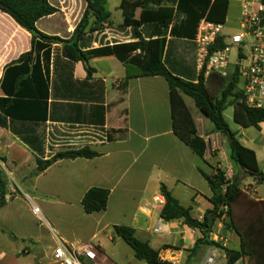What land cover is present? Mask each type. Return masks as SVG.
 Returning <instances> with one entry per match:
<instances>
[{
	"label": "crops",
	"instance_id": "0c3cea01",
	"mask_svg": "<svg viewBox=\"0 0 264 264\" xmlns=\"http://www.w3.org/2000/svg\"><path fill=\"white\" fill-rule=\"evenodd\" d=\"M106 1L111 25L87 34L80 48L136 42L140 37L164 38L167 68L187 81H198L201 69L195 37L173 34V23L165 27L148 22L137 30L124 26V0ZM174 1V22L179 23L186 14L177 10L180 0ZM196 1L199 13H207L214 2ZM48 2L57 12L41 18L38 30L69 40L85 15V0ZM228 2L225 32L231 35L240 29L243 0ZM141 13L138 8L137 20ZM93 20L90 16L89 21ZM36 42L37 48L32 35L0 10V98L5 99L0 113L7 118V126L0 128V168L7 182L5 203L0 207V264H49L60 241L93 243L98 264H145L116 236V226L134 229L138 239L172 264H206L212 254L217 256V264H227L222 249L206 244L196 247L204 231L181 220L166 221L164 207L154 205L163 185L181 206L191 209L193 218L203 222L213 210V193L201 171L211 174L220 168L234 182L237 170L230 150L225 153L224 136L208 126L207 111L194 103L198 110L193 113L188 96L171 90L164 77L140 76L134 62L139 51L126 64L113 56L92 59L87 64L93 69L89 75L85 63L63 55L62 43ZM31 51L30 60H19ZM204 78L211 99H220L229 80L215 72ZM193 130L207 144L204 159L189 147ZM259 131L264 139L262 128ZM86 146L99 156L60 160L35 175L38 158L48 160L58 152ZM253 184L255 192L247 191L246 186ZM262 186L264 180L242 178L231 206L237 231L226 229L216 219L209 232V240L243 249L240 264H264ZM92 188L107 189L110 195L106 210L87 214L82 199ZM158 225L162 232L154 233Z\"/></svg>",
	"mask_w": 264,
	"mask_h": 264
},
{
	"label": "trees",
	"instance_id": "16d2710c",
	"mask_svg": "<svg viewBox=\"0 0 264 264\" xmlns=\"http://www.w3.org/2000/svg\"><path fill=\"white\" fill-rule=\"evenodd\" d=\"M192 1L195 2L192 3ZM85 2L87 4L85 15L69 40L48 36L38 30L37 22L41 18L57 12V9L50 5L48 0H0V10L10 15L22 28L32 35L34 47H38L39 44L36 42L38 39L46 43H62L63 55L71 61L85 63L89 75H91L93 69L87 64L92 59L113 56L126 64L129 56L140 51V54L134 59L140 70V76L164 77L171 90H180L194 101L197 108L205 109L216 131L226 138L228 134L231 135L232 141L228 142L230 158L237 170L233 183L227 179L226 173L220 168L213 169L211 174L201 171L213 193L210 199L213 205V220L215 221L219 217L220 209L223 205L229 206L227 221L224 226L226 229L237 231L232 220L231 206L240 192V174L264 180V172L259 168L256 153L243 146L237 140L235 133L231 131L224 117V112L227 108L233 107V118L236 123L244 128L255 127L259 129L260 124L264 123V111L249 109L241 102V93L236 90L238 78L235 75L229 79L228 87L222 93L221 98L217 100H212L205 88L204 72H201L197 82L187 81L174 75L163 60L166 47V39L164 38L145 40L140 37V40L136 42L83 50L80 48L79 43L87 34L100 32L105 24L111 25V13L108 11L106 0H85ZM174 3V0H124L121 4L124 15L123 25L133 26L137 30L141 25L148 22H158L165 27L173 23L171 30L173 34L184 35L187 38L194 39L199 22L204 17L209 21L225 24L229 6L228 0H214L207 13L198 12L196 0H180L177 10L185 12L186 19L179 23L174 22L176 16ZM138 8L142 9L139 20L135 18V12ZM90 16L94 18L92 22L89 21ZM137 35L139 36V34ZM219 45L222 47L223 42H220ZM32 56L33 52L31 51L23 54L19 60H30ZM3 104H5V99L0 98V108H2ZM6 126L7 118L0 113V128ZM189 147L198 157L204 159L207 144L196 130L191 132ZM98 156L97 152L87 146L76 150L61 151L48 160L38 158L35 175L44 172L60 160L91 159ZM6 185L7 182L0 168V207L5 203ZM161 193L166 198V205L162 211V217L166 221L181 220L190 228L204 231V237L196 242V247L206 244L222 249L226 254L227 264H235L245 256L243 249H230L219 242L209 240V232L214 224L209 226L207 217L203 222L193 218L191 209L181 206L179 201L163 185L161 186ZM109 195L110 192L107 189H90L82 199L84 211L87 214H93L106 210ZM114 232L134 251L137 260L145 264H172L163 260L160 257V252L153 249L148 242L138 239L134 229L116 226L114 227ZM166 248L171 247L167 246Z\"/></svg>",
	"mask_w": 264,
	"mask_h": 264
},
{
	"label": "built area",
	"instance_id": "2783aa9c",
	"mask_svg": "<svg viewBox=\"0 0 264 264\" xmlns=\"http://www.w3.org/2000/svg\"><path fill=\"white\" fill-rule=\"evenodd\" d=\"M194 42L197 63L204 75L215 72L226 80L235 75L241 102L249 109L264 111V0H243L240 29L236 34H226L225 24L202 19ZM220 42H223L222 47ZM232 52H235L234 60ZM212 148L216 146L213 144ZM246 190L255 192L256 184L246 186ZM154 205L164 207L166 198L155 197ZM228 211L229 206L223 205L217 219L225 223ZM34 212L38 214L39 210L35 208ZM153 232H162L161 226H156ZM49 264H98V254L91 242L66 244L60 241ZM206 264H217V256L210 255Z\"/></svg>",
	"mask_w": 264,
	"mask_h": 264
},
{
	"label": "rangeland",
	"instance_id": "374dc122",
	"mask_svg": "<svg viewBox=\"0 0 264 264\" xmlns=\"http://www.w3.org/2000/svg\"><path fill=\"white\" fill-rule=\"evenodd\" d=\"M231 58L233 60L235 59V52L231 53ZM211 80H213L212 81L213 85H216V82L214 81V79L212 78ZM187 102H188V105H189V107L193 113L198 110L195 107L194 101L191 98L187 97ZM233 113H234L233 107L227 108L224 112V117H225L231 131L233 133H235L237 139H240L245 145H247L248 147H250L251 149H253L256 152L260 169L262 171H264V139H262V133L259 131V129H257L255 127L244 128L241 125H239L238 123H236L234 121V118H233ZM207 124L211 128H214L213 124L210 121H207ZM260 128H262V132L264 135V124H262L260 126ZM226 141H227V139L224 136V145L226 146L225 153L229 152V150H230L229 147L227 146ZM245 177H251V176H246L245 174H240L241 179L245 178ZM244 187H245V184H243L241 190H243ZM259 194L264 196V187L263 186L259 188Z\"/></svg>",
	"mask_w": 264,
	"mask_h": 264
},
{
	"label": "water",
	"instance_id": "95a60500",
	"mask_svg": "<svg viewBox=\"0 0 264 264\" xmlns=\"http://www.w3.org/2000/svg\"><path fill=\"white\" fill-rule=\"evenodd\" d=\"M227 138H228V142L230 143V142L232 141V137H231V135L228 134ZM263 172H264V171H263ZM207 218H208V225H209V226H212V225H213V222H214V220H213V213L210 212V213L208 214Z\"/></svg>",
	"mask_w": 264,
	"mask_h": 264
}]
</instances>
